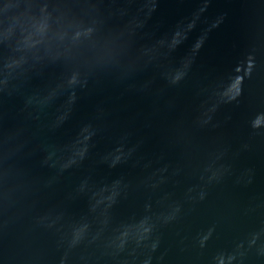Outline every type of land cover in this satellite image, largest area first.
I'll use <instances>...</instances> for the list:
<instances>
[{
    "label": "water",
    "instance_id": "obj_1",
    "mask_svg": "<svg viewBox=\"0 0 264 264\" xmlns=\"http://www.w3.org/2000/svg\"><path fill=\"white\" fill-rule=\"evenodd\" d=\"M0 264H264V0H0Z\"/></svg>",
    "mask_w": 264,
    "mask_h": 264
}]
</instances>
